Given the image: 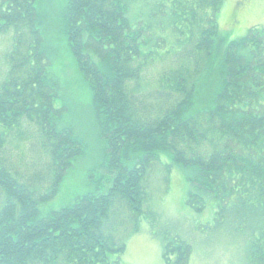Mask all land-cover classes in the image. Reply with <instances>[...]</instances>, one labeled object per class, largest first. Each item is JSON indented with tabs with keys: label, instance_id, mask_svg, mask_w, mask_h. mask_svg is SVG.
Wrapping results in <instances>:
<instances>
[{
	"label": "trees",
	"instance_id": "trees-1",
	"mask_svg": "<svg viewBox=\"0 0 264 264\" xmlns=\"http://www.w3.org/2000/svg\"><path fill=\"white\" fill-rule=\"evenodd\" d=\"M37 1L0 0L9 40L0 264H118L126 236L142 220L155 224L159 167L167 187L172 167L182 172L192 214L211 209L196 228L241 236L240 264H264V27L222 37L224 0H65L62 32L90 90L103 173H89L91 189L72 203L42 213L85 150L63 121L65 105L55 106L61 81L48 71ZM159 234L164 264H188L194 242Z\"/></svg>",
	"mask_w": 264,
	"mask_h": 264
},
{
	"label": "rangeland",
	"instance_id": "rangeland-1",
	"mask_svg": "<svg viewBox=\"0 0 264 264\" xmlns=\"http://www.w3.org/2000/svg\"><path fill=\"white\" fill-rule=\"evenodd\" d=\"M64 3L65 0H38L37 12L48 71L56 73L61 81L62 97L56 98L55 106L62 109V104L65 105L63 121L72 126L85 151L73 161L56 193L39 205L42 213L72 203L76 196L91 189L87 178L89 173H103L97 168L103 161L104 139L98 134L89 106L90 90L75 68L62 32ZM217 23L219 34L227 39H237L251 28L264 27V0H224ZM8 44V34L0 36V75L5 67L3 55ZM164 175L159 167L152 178L156 188L152 201L153 209L157 211L155 224L142 220L139 229L126 236L125 250L118 264H164L159 234L162 230L176 231L194 242L188 264H240L242 237L230 232H207L202 231V227L196 228L194 225L198 220L203 222L210 217L211 209H206L201 216L192 214L182 204L185 194L182 172L172 167L168 187Z\"/></svg>",
	"mask_w": 264,
	"mask_h": 264
},
{
	"label": "bare ground",
	"instance_id": "bare-ground-1",
	"mask_svg": "<svg viewBox=\"0 0 264 264\" xmlns=\"http://www.w3.org/2000/svg\"><path fill=\"white\" fill-rule=\"evenodd\" d=\"M202 15V14H201ZM203 19V18H202Z\"/></svg>",
	"mask_w": 264,
	"mask_h": 264
}]
</instances>
